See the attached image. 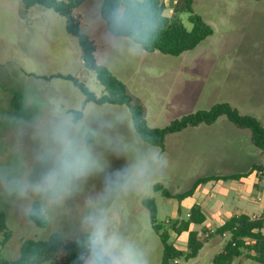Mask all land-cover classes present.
Listing matches in <instances>:
<instances>
[{
    "label": "rangeland",
    "instance_id": "obj_1",
    "mask_svg": "<svg viewBox=\"0 0 264 264\" xmlns=\"http://www.w3.org/2000/svg\"><path fill=\"white\" fill-rule=\"evenodd\" d=\"M102 1L89 0L77 10L76 13L81 15L82 30L97 45L98 64L108 68L134 98H140L144 103L150 127L163 128L189 114L209 110V100L191 103L189 92L209 94L215 87L222 91V98L242 90L238 112L242 115L255 112L264 118V106L257 105L259 96L253 98L262 93L258 84L255 87L256 82H264V1L195 0L194 13L201 16L213 31L198 47V52L208 51L213 56L202 60L211 61L210 67L242 72L235 74L239 81L232 85L218 81L216 78L224 75L215 74L207 85L201 83L195 87L177 80L178 77L168 70L167 66H173L178 56L165 55V60L161 61L145 56V51L136 56L127 51H116L112 46L113 35L100 16ZM164 1L166 16H175L179 0ZM190 15L178 14L188 31L193 30ZM188 55L186 53L185 57ZM68 76L77 79L98 97L105 93L96 73L85 67L78 39L67 31L65 17L42 6L28 9L22 0H0V168L12 167L18 155L22 154L25 162L23 173L33 180L39 177L40 168L33 160V153L39 147L38 138L31 128H24L10 119L17 117L32 121L36 112L26 107L25 101L26 97L34 94L60 98L62 108L92 104L108 119L122 115L126 119L116 125L111 135L129 143L135 141L141 148L155 147L140 138L127 106L86 102V95L73 81L66 79ZM183 77L187 78V75ZM97 140L96 150L111 162L108 171L120 167V161L114 159L103 138ZM245 140L250 143V139ZM188 142L187 133L170 135L166 142L167 151L160 148L167 155L168 165L155 171L146 183L126 194H113L102 205L112 218V227L142 249L149 264H162L164 247L152 226L145 203L152 199L156 201L159 224L171 219H188L192 200L187 198L179 203L177 198H167L155 190V186L160 184L172 195H180L191 188L200 171L192 169L189 163ZM103 190V174L86 178L77 192L50 209L47 216L49 224L45 228L31 222L22 210L29 201L18 200L0 191V217L4 216L6 232L10 235L6 241L4 232L0 233V260L17 259L25 240H47L55 233L72 240L85 234L82 220L90 211L87 201ZM31 202L41 203L38 197H32ZM176 240L173 235L171 241L174 243ZM182 264H187L186 260H182Z\"/></svg>",
    "mask_w": 264,
    "mask_h": 264
},
{
    "label": "clouds",
    "instance_id": "obj_2",
    "mask_svg": "<svg viewBox=\"0 0 264 264\" xmlns=\"http://www.w3.org/2000/svg\"><path fill=\"white\" fill-rule=\"evenodd\" d=\"M148 8V0H120L107 16L113 48L132 56L140 55L154 37L156 23ZM63 101L51 95L26 97V107L35 110L32 121L12 117L15 123L31 128L39 147L33 160L40 168L38 179L23 173L24 160L18 155L12 167L0 168V191L18 200L29 201L22 209L27 215L47 217L51 208L61 205L79 190L88 177L104 175V190L89 197L90 211L83 217L86 231L83 246L85 264H149V259L134 242L112 227V218L102 206L113 194L127 193L146 183L155 171L168 165L167 155L159 147L141 148L137 142H126L111 135L126 117L105 118L92 104L62 108ZM95 126V127H94ZM102 137L120 167L96 150L97 138ZM38 197L39 206L32 203ZM84 258V257H81Z\"/></svg>",
    "mask_w": 264,
    "mask_h": 264
},
{
    "label": "trees",
    "instance_id": "obj_3",
    "mask_svg": "<svg viewBox=\"0 0 264 264\" xmlns=\"http://www.w3.org/2000/svg\"><path fill=\"white\" fill-rule=\"evenodd\" d=\"M89 0H22L26 8L42 6L51 9L67 19V31L78 39L82 50V58L87 69L96 73L98 82L104 87L105 93L98 97L83 84L71 76L66 79L71 80L86 95V102H93L97 105H119L127 106L130 110L134 128L140 138L162 150L166 148L167 138L170 135L180 133L188 128L202 125H213L219 118L226 116L237 128L249 130L251 141L264 155V127L255 117L240 114L229 104H217L209 110H202L189 114L183 118L174 120L163 128H152L148 124L147 109L142 101L134 98L127 90L126 85L119 80L108 68L98 64L96 58L97 46L94 40L83 32L81 15L76 13ZM264 1V0H256ZM120 0H103L100 7V16L105 22L107 29L111 33L107 20L109 11L117 6ZM195 0H179L175 7V16H166V4L164 0H148L146 9L156 23L154 37L144 46V51L148 53L160 52L170 56H180L181 54L195 49L201 42L210 37L213 33L210 26L204 19L194 13ZM190 13V22L193 30L188 31L178 14ZM246 175L214 176L198 178L191 189L180 194L172 195L164 186L157 184L155 190L162 192L167 198H177L179 203L194 195L197 188L210 181H223L241 178ZM39 206V202L34 203ZM145 205L150 211L151 222L157 235L160 237L164 252L162 264H173L176 260H191L198 257L204 247L205 242L213 237V234L199 233L192 231L191 226L202 224L206 221L202 208L195 205L190 210L188 219H171L165 224L157 221V205L154 199L148 200ZM29 220L38 227L45 228L49 222L47 217H35L28 215ZM0 233L6 235L8 241L10 235L4 221V216L0 217ZM264 213L260 218L252 219L248 216L232 217L222 227L216 230L215 235H229L230 240L224 249L213 259L212 264H232L233 260L242 255V250L254 251L260 255L256 260L264 263ZM189 233L187 250L178 249L171 241L172 236H181ZM86 233L76 239L68 240L60 233L53 234L47 240H25L21 246L20 256L13 260H0V264H85L87 257L83 241ZM84 257V258H81Z\"/></svg>",
    "mask_w": 264,
    "mask_h": 264
},
{
    "label": "crops",
    "instance_id": "obj_4",
    "mask_svg": "<svg viewBox=\"0 0 264 264\" xmlns=\"http://www.w3.org/2000/svg\"><path fill=\"white\" fill-rule=\"evenodd\" d=\"M203 42L195 49L178 56L173 62V66H167L170 68L168 70L175 77H178L177 80L188 82L190 87H195L201 83L207 85V82H210L215 74L224 75L216 79L225 85L238 83L239 78L235 74L242 73L241 71L232 68L217 69V67L209 66L211 61L202 60V58H211L213 56L208 51L198 52V47ZM186 53L189 54L188 58L185 57ZM144 54L145 56L150 55V58H155V60H165V54L162 55L160 52L148 53L145 51ZM201 54L205 55L201 56ZM183 75H187V78L183 77ZM250 80H253V78ZM257 84L261 88L260 92L262 93L254 95L253 98L259 96L257 105L264 106V82H256L255 87H257ZM241 91L238 89L234 95L222 98V91H219L216 87L209 94L190 90V98L188 100L191 103L198 104L200 100L207 99L210 103L209 109L219 103L229 104L231 107L234 106V109L238 111V105L241 104L242 98ZM135 98L141 100L140 98ZM245 116L255 117L262 124L264 123V118H261L255 112H249ZM186 133L189 135V163L192 169L200 171L192 186L198 178L202 177L246 175L241 178L210 181L202 184L197 188L194 195L189 198L192 200L190 210L193 206L198 205L206 216L204 223L192 225L191 230L199 233H211L214 236L205 242L197 258L186 260V262L187 264H212L213 259L230 240L229 235H215L214 233H216L218 228L235 216H248L252 219H257L264 213V155L253 145L250 132L237 128L226 116L219 118L213 125L188 128L175 135ZM245 138L250 139V143L247 144ZM164 151L166 152L167 149L165 148ZM190 210L187 212V217L190 214ZM175 237L177 240L174 245L178 249L186 251L189 233L186 232L181 236ZM259 257L260 255L254 251L242 250V255L235 258L232 264H264L256 260ZM182 260L184 259L178 260V264H182Z\"/></svg>",
    "mask_w": 264,
    "mask_h": 264
},
{
    "label": "built area",
    "instance_id": "obj_5",
    "mask_svg": "<svg viewBox=\"0 0 264 264\" xmlns=\"http://www.w3.org/2000/svg\"><path fill=\"white\" fill-rule=\"evenodd\" d=\"M188 216H190V214ZM175 263L178 264V260H176Z\"/></svg>",
    "mask_w": 264,
    "mask_h": 264
},
{
    "label": "water",
    "instance_id": "obj_6",
    "mask_svg": "<svg viewBox=\"0 0 264 264\" xmlns=\"http://www.w3.org/2000/svg\"><path fill=\"white\" fill-rule=\"evenodd\" d=\"M82 55H83V53H82Z\"/></svg>",
    "mask_w": 264,
    "mask_h": 264
}]
</instances>
